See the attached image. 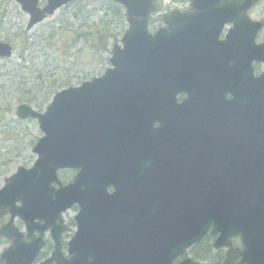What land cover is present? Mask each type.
Listing matches in <instances>:
<instances>
[{
    "label": "water",
    "instance_id": "obj_1",
    "mask_svg": "<svg viewBox=\"0 0 264 264\" xmlns=\"http://www.w3.org/2000/svg\"><path fill=\"white\" fill-rule=\"evenodd\" d=\"M17 1L29 15L27 28L69 2L46 0L38 7L39 0ZM111 1L124 6L128 26L120 43L111 48L110 67L100 76L57 91L43 112L25 103L16 108L19 119L37 120L42 135L32 148L36 155L32 165L17 167L0 187V217L10 216L0 227V238L11 240L0 261L33 264L49 230L53 249L38 264H199L191 256L179 263L173 259L207 233L215 236L214 248H226L220 264H264V71L255 77L252 69V61L264 62V44L241 42L244 52L237 44L231 56L227 46L221 48L226 55L214 61L220 66L232 62L231 80L223 88L220 82L219 87H211L200 78L214 72L201 74L191 68L202 63L194 52L209 39L208 26L216 22L196 25L195 20L202 12L205 17L209 11H225L203 10L199 3L226 4L227 0H191L192 12L167 15L168 26L153 34L148 30L153 0ZM212 15L210 20L219 18L218 28L228 21L221 14ZM11 55V45L0 41V57ZM207 89L220 91L219 100L225 99V91L232 94L228 102L234 108L233 119L212 129L254 133L246 137L251 141L246 147L249 162L258 169L237 170L228 185L215 178L211 164H205L213 162H204L197 180L182 184L161 204L148 200L147 194L143 200L117 187L109 193L102 178L119 154L123 124L132 119L131 112L121 113V106L131 107L136 98L173 102L182 92L204 105ZM131 131L130 126L124 130ZM73 165L85 175L60 185L56 171ZM54 183L59 187L54 188ZM72 205L78 206L73 216L76 228L65 254L62 233L70 229L61 214ZM15 217L24 222L28 240L13 224ZM236 236L241 247H232Z\"/></svg>",
    "mask_w": 264,
    "mask_h": 264
},
{
    "label": "flooded vegetation",
    "instance_id": "obj_2",
    "mask_svg": "<svg viewBox=\"0 0 264 264\" xmlns=\"http://www.w3.org/2000/svg\"><path fill=\"white\" fill-rule=\"evenodd\" d=\"M93 0H70L67 6H77L86 3L91 5ZM105 3L94 4L106 9L110 4L121 8L123 17L126 20L124 6L113 3L108 0H100ZM45 0H40L38 5L43 7ZM203 10L222 9L212 13L199 14L195 20L196 25L210 24L208 30L211 35L208 40L201 42V47H197L195 57L202 59V63H196L191 70L201 74L211 76L201 77L211 83V87L221 88L228 85L231 80L230 67L228 65L220 66L214 59L225 56L221 50L228 47L227 56H231L235 46L239 51L244 52L240 45L241 42L252 41L255 45L264 44V0H227L226 4L218 3H199ZM154 10L148 15V27L150 32L155 33L162 27H167L164 18L171 13L187 14L193 11L191 0H154ZM63 7V8H64ZM221 14L228 18L218 28L219 18L210 20L209 17ZM215 17V16H214ZM238 18V19H237ZM246 18V21H242ZM252 36V38H250ZM228 41L229 43H223ZM253 75L257 77L264 71V62L252 61ZM227 75V76H226ZM220 91L205 93L206 99L204 105H200L197 99L188 100V94L182 92L176 99L171 101H151L150 99H134L131 107L121 106V113L131 112V123H124L120 133L119 154L114 158L108 171L104 173L102 181L107 185L109 193L117 187L120 191L126 193H136L146 200L154 203H165L172 193L180 191L182 184L188 181L197 180L202 175L201 170L204 162L212 165V171H215V178L221 181H227V184L234 182L237 170L248 169L255 171L258 169L255 162H249L246 147V137L254 136V133L235 132L226 130H213L214 127H222L224 122L229 123L234 116V108L229 105L228 99L232 97L229 91H225V99L219 100ZM125 105V104H122ZM168 105V107H165ZM131 127V133H125L127 127ZM209 127L211 129L204 130ZM213 128V129H212ZM128 135L127 137H124ZM250 165H247V164ZM262 166V165H260ZM57 179L60 185L65 186L75 182L77 176H84L81 167L73 165L71 167L60 168L56 171ZM232 180V181H231ZM82 185H85L82 182ZM59 184L54 183V188ZM78 210L76 205L69 207L62 213L64 222L70 230L62 233V250L66 252V243L71 238L75 228L73 220L74 213ZM69 212H74L66 218ZM6 220H5V219ZM9 214L0 218V227L9 221ZM3 219L5 221H3ZM17 223H16V222ZM13 224L21 231L26 230L24 222L18 218L13 219ZM37 236V233H34ZM205 239H210L212 249L220 250L224 258L226 250L224 248L214 249V235L207 234ZM203 238V239H204ZM6 241V248L10 245L9 238H1L0 241ZM44 248L39 253L35 264L48 257L53 248L50 238V231L44 233ZM232 247H241L238 236L232 238ZM5 248V249H6ZM4 250V249H3ZM187 256V251L173 259L174 263H179ZM220 261V262H221ZM219 262V263H220ZM4 264V262H0ZM201 264V263H200Z\"/></svg>",
    "mask_w": 264,
    "mask_h": 264
},
{
    "label": "rangeland",
    "instance_id": "obj_3",
    "mask_svg": "<svg viewBox=\"0 0 264 264\" xmlns=\"http://www.w3.org/2000/svg\"><path fill=\"white\" fill-rule=\"evenodd\" d=\"M99 3L104 4L93 0L91 5ZM107 7V11L96 10L85 22L97 30L105 25L106 32L116 33L115 37L107 39L105 50L95 52L89 48L91 41L80 40L72 47L73 34L65 31L63 35L57 33L54 40L47 38L50 27L52 30L58 25L59 28L79 27L81 22L69 14L72 10H63L62 7L27 30L28 14L21 10L17 0H0V40L15 45L10 58L0 59V187L4 178L17 167L32 164L35 155L31 149L41 135L35 119L16 117L17 105L25 103L41 112L53 94L50 93L46 103L39 107L35 105V99L43 98L50 89L57 92L100 76L110 66L111 47L120 43L127 24L124 17L115 21L117 16L111 14L114 7ZM73 213L69 212L66 218ZM6 246L5 240L0 241V254Z\"/></svg>",
    "mask_w": 264,
    "mask_h": 264
},
{
    "label": "trees",
    "instance_id": "obj_4",
    "mask_svg": "<svg viewBox=\"0 0 264 264\" xmlns=\"http://www.w3.org/2000/svg\"><path fill=\"white\" fill-rule=\"evenodd\" d=\"M103 2V1H101ZM104 3V2H103ZM102 4V3H101ZM103 6L105 7V3L103 4ZM109 7H114L111 10V14H113L115 16H117V18L115 19V21L117 19H120L123 17V11L121 10V8L115 6V4H110ZM63 10H72L73 12L69 13L70 16L74 17L76 19V21H80L81 24H79V27L74 29L73 27L67 28V27H63V28H59V25L57 26V28H52L50 27L49 29H51V31L47 34V38L50 40V38H52L54 40V36L59 33V35H63V31L67 32V33H71L73 34V43L71 44V46H75L77 43H79V41L83 40L85 42L87 41H91L90 42V46L91 49L93 51H101V50H105L107 48V39L115 37L114 35H116L115 32H106L105 29V25L102 26V28L100 29H94L93 27L87 26L85 24V22H87L88 17L92 16L96 10L100 11H107L109 8L107 7L106 9L102 8L99 5H88L85 2L82 3V5H77V6H67L62 8ZM105 15L108 17L109 14L108 12H105ZM64 20V19H63ZM60 23H64V21H61ZM58 29V30H57ZM60 29V31H59ZM27 40V39H25ZM62 41V38H61ZM11 43V42H10ZM12 44V43H11ZM13 48L15 49V45H13ZM70 46V44L68 45ZM17 47V46H16ZM39 77V76H38ZM56 91H53L52 89H50L47 92V95L44 96L43 98L40 97L39 99H35V105L37 107L41 106V104L46 103L47 101V96L51 93L54 94ZM188 253L195 259L198 260L199 262H201V264H219V262L222 259V252L220 250H216L214 251L212 249V243L210 239H202L200 242H198L197 244H195L194 246H192L190 248V250L188 251Z\"/></svg>",
    "mask_w": 264,
    "mask_h": 264
}]
</instances>
